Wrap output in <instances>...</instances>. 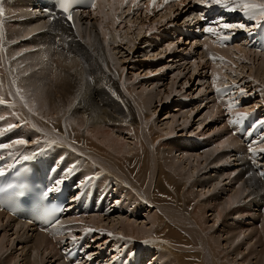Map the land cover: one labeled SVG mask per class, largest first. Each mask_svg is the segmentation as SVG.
<instances>
[{"label":"bare ground","instance_id":"6f19581e","mask_svg":"<svg viewBox=\"0 0 264 264\" xmlns=\"http://www.w3.org/2000/svg\"><path fill=\"white\" fill-rule=\"evenodd\" d=\"M12 1L14 2L13 5L11 7L7 6V8L11 10V18H18L20 22L14 23L15 20L13 21L11 19L8 24L6 23L7 28L6 30H4L2 38L3 50L0 51V85H2V87H0V95H3L4 99L8 101V104L10 106L15 103L14 101L17 102L18 107L22 105V109L26 111V114H28L29 116V121H31V123H33L39 133L43 135V140L38 137H34L32 133H29L32 130L31 126L27 125V123H25L17 116L20 122L25 123L26 128L22 131L20 129L14 130L21 131L22 133L26 131V133L32 134V140L29 141H34L35 145L33 144L34 146H32V148H24L28 143H26L24 147L23 145H13L11 149H6L7 155L11 153V155L9 156L12 159L16 158L18 161L24 160L23 157L25 155H27L28 157L37 156L41 158L43 163H48L45 158L46 156L42 154L41 149L49 147L50 144H57L56 142H53L56 139L61 145H64L70 150L78 152L79 155L85 156L89 159L91 165L88 164L90 168L87 171L91 173H94L98 170L106 172L108 176H113L114 179L126 184L130 191H134L137 195H140L143 201L137 206L136 211H133L134 214L143 209V207L145 209H150L152 204H156L158 206L156 207L158 210L156 213L158 215V220L161 223L164 220L165 216L171 219L178 226L177 231H179L180 235L181 229H183V231L188 230L191 235H196V238L199 239V242L197 241V239L196 241H193L194 239H191L190 237H184L186 238L185 245H192L190 249L191 252H188L187 254L185 253V257L188 258L189 264H251L253 258H256V262L254 261L255 264H264V238L261 237L264 236V233L263 235H260V238L256 231L258 227L257 224L259 223L257 220L264 218V209L262 210L264 206V184L255 176V174L249 175L250 170L248 169L246 161H244L242 158L235 157L233 150L236 149V146H238L237 141L230 138H224L227 135L224 126H221L218 131L216 128L217 132L214 131V135L217 143H213L216 148L212 149V151H215L216 155L215 157H211V154H191L193 149L190 150L189 146H181V141L179 138L171 137L173 140L170 141L171 139L169 135L171 133H167L168 137H165L162 134L156 136L153 133L152 128L148 127V115L153 116L155 113L154 111L157 109V106L152 109L153 101L152 99H150V96L147 94L145 95L144 93H140L137 94L138 103L133 102L135 106L134 109L132 106L133 104H131L130 101L127 100L128 98L126 95V97H124V94L122 93L119 86L120 81L123 80L126 82L125 78L116 69L107 64V49L109 47L116 48L119 43V40L114 37L112 31L117 28H120V30L124 28V24L127 21L126 19H128L129 21L133 19L134 21H137V29L140 30L137 35L139 37V40L141 39V35H145V39L150 42L154 40V38L158 39L160 37V35H156L155 32H158L162 29V27H165L167 24L166 22H170L169 25L173 26L175 30L177 26L181 25L179 18L177 20H174L175 15L177 14L176 12H181L177 11V9L179 8L167 9L165 14L159 16L160 18L149 19L148 16L139 15V9H134L130 3L126 4L125 0H101L96 4V8L94 11L92 10L91 12L76 14L74 17L75 29H72L69 25L65 24L62 19L57 18L55 21L50 22L47 18H44L41 15L38 16V14L34 12L26 11L29 7L30 0ZM233 7H235V11H233L234 16L236 18L241 17V20L243 22L242 24L245 26L247 24L254 25L257 23V21L259 22L264 18L257 17V19L253 20L245 14L242 17L241 14L244 12L239 7H236V5ZM4 9L6 10V7H4ZM90 18L92 19V21L95 20V23L93 22V24H90V21H87ZM187 21L188 20L186 19L183 22L188 23ZM122 22L124 23L121 24ZM21 25L24 27H22ZM35 25L41 27L37 29L35 28L34 30H41L43 28V30L36 32V34L46 33L47 30H49L51 32V36L52 34L54 36L60 34L63 37H74L75 39L77 38L76 41L79 44V40L84 39L83 37H86L90 42L89 45L87 41L86 43H84L82 42V40H80L83 45H87V47H90L89 50L84 49L85 47H81L80 49L83 56L89 55L91 57L89 60V69L84 65V73L82 70V73L80 74L83 75H81L80 77L78 76V78L76 76L77 70H75V68H77L79 64L78 62H73L72 64L71 62H69V64L65 62H57L56 68L58 70L56 71V73L54 72L56 74L54 81L49 83L50 81L47 82L46 80L45 82L49 86V92L47 94H43L42 90H39V86L37 84V82L39 81L36 78V73L29 72V66L21 69L18 68L17 75L13 76L10 70L12 65L8 62L7 55H5L6 52L4 51L6 41L9 42L12 39L18 40L19 38L17 37V35H19L18 33L21 29L26 30L29 27H35ZM135 26L136 25L134 22L133 24H129V26L127 27L129 30H134ZM252 29L254 28L252 27ZM24 37L25 36H23L22 38ZM30 38L31 37L25 39L24 41H29ZM19 42H23V40H20ZM129 44L134 47L136 41H131ZM156 45H160V41L157 42ZM167 46H171V44H168ZM73 51L74 49L72 50V52ZM219 53L220 57L215 61H207L205 60L204 56H201V59L204 58V61H202L206 63L204 69L202 70L203 73L205 72L203 82L205 83L204 85L206 86L207 91H209V95L207 96H209V102L211 104L214 102V100L210 97L211 91L209 89V86L211 81L217 75L220 76V78H222L223 76L226 77L222 80H228L227 84L233 82L241 83L243 87L251 88L252 82L249 81L250 75H248L249 78L247 77L249 79L247 80V83L238 82L236 79H232L228 76L230 73L237 71L240 75L244 74V68L246 66V68H248L249 66L251 78L254 80V84L260 83L264 88V57L261 56V54L250 50L244 43V40L234 43L229 47V49L219 51ZM18 55V51L14 50L8 56L10 62L12 63L14 61L11 60V57H15V62L19 59H23V56L17 57ZM42 60L45 62L46 58L43 57ZM229 64L231 65V69L229 68ZM199 65L200 64H198L197 62H194V64L192 65V69L197 70L195 72L196 77L201 76V65L200 67ZM65 68H67L68 71H66ZM25 72H27V75H25ZM20 74H22L24 79L23 84ZM194 77L195 74L193 73L191 75V80H193ZM209 77H212V80H210ZM44 79L42 77L40 80ZM61 79H63L64 81H68V91L71 92L74 89V92L82 97V99H77V102L79 103L77 106H72V104L70 103L71 98L66 93H56V91H58L59 89H63L66 86L65 84H61ZM148 82L154 83L155 81L149 80ZM8 85L10 87H13V90L11 89L13 91V94L17 91L15 87L22 90L21 94L10 96L9 93L12 92L7 90ZM32 85L35 87V90L29 91L33 88ZM253 88H255L256 90L260 89V87L258 86H254ZM123 90H125V94L133 95V93L131 94V92H134L135 88L133 86L130 88L124 87ZM23 93L29 95V97L22 96ZM159 94L160 93L156 94V96H159ZM141 96H143L145 100L141 99ZM21 97L27 99L26 101L28 103L25 101L27 103L26 107H24V105H26L25 102H23L24 105L22 104ZM96 99H99L100 102H97ZM29 102H32L33 105L35 103L36 108L39 109L38 111H40L39 115H41V117H51L55 121L66 120L67 122H71L73 124H66L65 127L61 131H59L52 129L51 127H49V125H44V123H42V121L38 119L40 123H42L41 125L37 120L33 119L35 118L34 115L33 117H31L30 112H32L33 109L29 112L28 107L31 106ZM252 105L254 104L252 103ZM106 106H109L110 110L111 108H113V112H107V109H105ZM197 107L200 108V105H197ZM12 108L13 110L16 109L15 107ZM31 108H34V106ZM211 108L212 113L216 114V116L222 114L219 109L215 108L214 103L212 104ZM20 109L18 111V115H20V112L22 111H20ZM201 109L202 108H200V110ZM8 112L10 115L11 109ZM33 113H36V111H34ZM193 114L195 115V113ZM21 115L22 118L25 116V114L23 115L22 112ZM108 115H113L115 116V118H107ZM208 115L210 116V114ZM206 118L208 119V116ZM2 119L3 118L0 116V123ZM216 120L215 122L217 123L218 121ZM201 121H203V119ZM48 123H50V121H48ZM116 126H120V129H117L115 131ZM173 129L174 128H169V130L172 131ZM120 131L124 133L127 132V134H129L128 139L133 140V143H127L119 137L117 138L116 135ZM29 134L18 135L17 133H15L12 134L14 136V139L11 138V136H6L2 141L5 143H10L11 141L19 138H23L28 141L27 135ZM48 140H51V142H49ZM46 141L48 142L45 143ZM40 144H42V146H40ZM132 149H135V152H132ZM173 150H177V152H180L184 156H179V161L181 159L182 162H188V165H192V163L195 164V166L193 167L196 168L197 172L195 180H185V177L181 175L182 173L178 169H175V165L179 162L175 164L172 162L169 163L168 154ZM104 152L110 154V157L111 155L113 156L115 164L106 163L103 161L105 157L102 158V154ZM33 153H35V155H33ZM230 157L234 158L233 162H235V164L233 167H231L232 164L229 163ZM136 158H138L139 161L133 166V169L130 170L129 166ZM144 159L145 162L142 163ZM162 159L164 161L166 160V162L161 163L160 160ZM225 159L229 160V166L227 165V163H224V161H227ZM221 169L225 170L229 174L219 175ZM231 170H233V173H231ZM209 171L215 172V174L209 175ZM246 175L248 176L247 178ZM52 178H54V175L52 176ZM162 182L165 183L164 185L166 194L169 197L172 196L169 199L174 201H168L165 197L163 198L161 196H158L157 191L159 193L163 192ZM199 182H204L202 184L209 187V190L203 195H196L195 191L192 195H188L187 199L192 202L188 211L185 210V208H175L171 206L172 204L178 202L179 197H183V195L185 194V189L192 190ZM54 183V180L50 179V184L52 187H54ZM116 185L120 188L121 191H123V184L117 183ZM70 191L73 194V191ZM125 194L127 193L125 192ZM222 195H225L226 197L222 198ZM135 198H137L136 195ZM125 199L129 201L130 197L128 199V194L125 195ZM75 205L81 207L78 199L76 200V203H72L70 205L68 210L73 208ZM245 208L247 209L245 213L248 215L245 218L251 219L253 220V223H256L255 228L253 227V230H255L257 234L253 231L249 232V230H246L248 232L247 235L245 233L246 231H242V233L240 234L235 229H231V225H228L229 219H231V217L235 213L243 211ZM253 209H258L257 212L260 213L257 216L254 215L255 212ZM207 210L208 212L214 213L215 217H217V219L215 218L216 220H213L214 224L215 222H217V224L210 227L207 226V224L201 219H199V215H203L207 212ZM150 212L151 211H149V213ZM73 215H75V219L72 218ZM80 215V212L75 211L72 215L63 220L61 226L59 225V227L57 228L56 234H61L63 235V238H68L71 241L73 240L74 236L76 237V240H81L84 247L82 255L77 261L79 262V264H82V261L85 259L86 264H91L93 263L92 261L94 256H101L103 255V253L100 251L101 249L99 248V246L96 247L95 251L90 249L91 244L93 245L92 241H88V238L91 237V233H87L86 227H84V225L79 221L90 219V222L87 223V225L91 224V226H98V230L102 231L104 229L103 223L105 220H103V218L100 216L79 219L78 217ZM237 215L241 216V214ZM206 222L208 223L209 221ZM242 223L243 222H240V224ZM114 224L115 227L112 229V231L125 232L126 234L123 233L125 237L127 235H130V239H138L137 241L141 242L152 238L157 240H165V236L168 233V229L164 224H161L160 227L155 229L145 226L146 224L135 225L133 223L126 222V220H117ZM9 233H11V235H9ZM79 233L80 238L77 237ZM85 235L87 236L84 237ZM11 237L12 240H10ZM94 238L97 239L98 235ZM119 239L121 240V238ZM191 241L193 242V244H191ZM244 245L246 246V249L243 252L241 250V247ZM18 246H21L20 250H18L17 252V254L19 253V255H14L13 257L8 255L9 257L5 258L9 250L11 251V249L13 250ZM189 248L185 246L184 251L185 249L188 250ZM198 250L199 253L196 254V251ZM66 251H69V247L66 248ZM86 254H91L92 259L88 260ZM143 256L146 255L143 254ZM17 258H20V261L19 259L17 261ZM143 261L144 260H142L140 264H157L158 259H155L154 261H151L150 259L149 261L145 260V263H143ZM0 264L65 263L62 261L60 252L55 249L53 244L49 242V240L44 235L34 233L33 229H31L29 226L17 223L12 220V218L0 214Z\"/></svg>","mask_w":264,"mask_h":264},{"label":"rangeland","instance_id":"374dc122","mask_svg":"<svg viewBox=\"0 0 264 264\" xmlns=\"http://www.w3.org/2000/svg\"><path fill=\"white\" fill-rule=\"evenodd\" d=\"M91 18L89 20H87V21L88 22L90 21V24H93V22L95 23V20L92 21ZM117 18H119V17H117ZM12 20L13 21L15 20L14 23L20 22L18 18H12ZM126 20H125L126 22L124 21L125 22V24H124L125 27L124 28H122L121 30H120V28H117V29L112 31V33L114 34V37H116L119 40L118 46L116 48L115 47H109L107 49V51H106L107 64L110 65L112 68L116 69L119 73H121L123 75V77L125 78V80H126V82L122 80L119 83L120 89H121L122 93L124 94V97L127 96L128 99L127 98L126 99L129 100L131 104H133V102L138 103L137 94L144 93L145 95L146 94L149 95L150 99H152V101H153L152 102L153 106L151 105L152 109L154 107H156V106H157V109L154 111L155 113H154L153 116H149L148 115V117H149L148 127L152 128L153 133L156 136L162 134L165 137H168L167 133H171L169 135L170 139H171L170 141L173 140L171 137L179 138L180 141H181V146L185 145V146H189V147L194 145V143H192L191 141H193V140H201V138H203L205 142L204 141L201 142V146L199 147L200 149H195L194 148L191 154H193V153L197 154V155H199V154H206V155L211 154V157H215L216 153H215V151H212V149L216 148L213 143L214 142L217 143V140H216L215 135H214L215 134L214 131H216V128H217V131H218L220 129V127L222 126V124L219 121L221 119L220 115L216 116V114L212 113V108H211L212 104L209 102V96H207V95H209L208 94L209 91H207L206 86L204 85L205 83L203 82V78L205 76V72L203 73L202 70L204 69L206 63L203 62L204 61L203 59H201V61L203 60L202 61L203 68H200L201 69V71H200V75L201 76L196 77V73L195 72L197 70L192 69V65H193L192 62L190 63L188 61H183V60H189L190 59L189 55H190L191 52L187 53V50H186V48H187L186 45L187 44H182L181 45V51L179 50V52L177 54H175L173 57L168 56L167 58H161V57L155 58V57H157V55L161 56L164 53L165 54H170V53L173 52V51H168L170 49L166 50L167 49L166 47H168L167 46L168 44L179 45L178 42L167 41V39H164V38H167L165 35H167V29L170 27V25H169L170 22H166L167 24H166L165 27H162L161 30H159L158 32H155L156 35H160V37L158 39L154 38V40L149 42V41H147L145 39V35L144 36L141 35V37H140L141 39L139 40V37L137 35L140 32V30L137 29L138 28V22L137 21H134V19L130 20V21L128 19H126ZM124 22H122L121 24H123ZM134 22H135V25H136L134 27V30H129L127 26H129V24H133ZM36 24H38V23H36ZM178 25H179V23H178ZM22 27H24V26H22ZM39 27H41V26L35 25V27H29L26 30H22L21 29L20 32L18 33L19 35H17V37L19 38L18 40L12 39L9 42L6 41V45L4 46V51L6 52L5 55H7L8 62L12 65L11 69H10L12 75L13 76L17 75L18 68L21 69V68L29 66V68L31 69V71L29 69V72L36 73L35 74L36 78L39 81V82H37V84L39 86V90H42L43 94H47L49 92L48 91L49 90V86L45 82H46V80H47V82L50 81L49 83L54 81V79L56 77L55 73L58 70L56 68L57 62L58 63L59 62H65L67 64H69V62H71V64L73 62H78L79 64H78L77 68H75V70H77L76 71L77 73L75 72L77 77L78 76L80 77L81 75H83V74H80V73H82V70H83V73H84L85 66H86V68L89 69L88 66H89V63H90L89 60H90L91 57L89 55L83 56L81 51H80V49H81V47L82 48L85 47L84 49L89 50L90 47H87V45H83V43H81L80 40H82V42H84V43H86V41H87L89 45H90V42H89V40L86 37H83L84 39H80L79 40L80 44H79L76 41L77 38L75 39L74 37H72V38L69 37L70 39H64L65 37L61 36L60 34H58L56 36H54L52 34V36H51V32L49 30H47L46 33L36 34V32L43 30V28L41 30H34L35 28L37 29ZM171 27L175 30V28L173 26H171ZM135 28H136V30H135ZM23 36H25V37L22 38ZM58 36H60V38H61V43L59 45H56L55 48H53L55 46V44H56ZM29 37H31L29 41H24L25 39H27ZM20 40H23V42H19ZM131 41H136V44L134 46L135 48L132 47L129 44ZM145 41H147V42H145ZM159 41H160V45L157 46L156 44ZM66 43L69 45V47H67V48L65 47L64 48V44H66ZM33 44H35V45H33ZM39 46H43L44 49L37 50V48ZM73 49H74V51L72 52ZM14 50H17L18 54L21 53L22 51H29V53L24 52L22 54H19L17 57L23 56V59H21V60L19 59L16 62H15L16 59H13L11 57V60H14L12 62L13 63L12 64L10 62V59H9L8 56ZM160 52L163 53V54H160ZM43 57L46 58L45 62L42 60ZM200 65H199V67H200ZM241 66H243V65H241ZM244 67H245V65H244ZM246 67L244 68L245 69L244 74L240 75L238 73V71H237V72L230 73L228 76L230 78H232V79H236L239 82L247 83V80H249L248 79L249 78L248 75H250V80L249 81L252 82L251 88L254 87V86L260 87V89H258L256 91L259 92V98L261 100H264V88L261 86L260 83L254 84V80L251 78V72L249 70V66H248V68H246ZM229 68L231 69V65L230 64H229ZM65 70L68 71L67 68H65ZM79 71H81V72H79ZM162 71H163L162 74L157 75V73H160ZM41 72H42V74H41ZM193 73L195 74V77H194L193 80H191V75ZM41 76L43 77V79L44 78L45 79L44 80H40L42 78ZM20 77L22 78V84H23L24 83V79H23L22 74H20ZM149 80L150 81L153 80L155 82L154 83H150V82H148ZM61 84H65L66 85L65 88L59 89L58 91H56V93H58V92L66 93L71 98V102L70 103L72 104V106L73 105L77 106L79 104L77 102V99H82V97H80V95L76 94L74 92V89L71 92L67 90V88L69 87V83H68L67 80L64 81L63 79H61ZM132 86L135 88V91L131 92V94L133 93V95L125 94V92H124L125 90H123L124 87L130 88ZM204 86H205V88H204ZM15 88L18 89L17 87H15ZM168 88H170V89H168ZM11 89L13 90V87H10L8 85L7 86V90L13 93V91ZM34 90H35V87L33 86V88L31 90H29V91H34ZM156 91L158 93H160L159 96L157 95L158 97L156 96V94H158ZM202 92H203V94H202ZM148 93H150V94H148ZM167 94H169V95H167ZM203 95H204V97H203ZM22 96H28L29 97V95L24 94V93L22 94ZM34 98H37V97H34ZM141 99L145 100L143 98V96H141ZM153 99H156L157 102H156V100H153ZM26 100L27 99L23 98L22 99V104ZM30 101H33V100H30ZM96 101L100 102L99 99H96ZM154 101H155V103H154ZM14 102L13 103L16 106L14 104H12L14 106H10L8 103H6L8 105V108L6 107V104H4L2 107L0 106V108H1L0 109V116L3 118L1 123H0V130H3L4 128H7L10 125V124H8L5 121L6 119L13 118L12 116H16L17 115V114L14 115L12 113V111H13L12 107H15L16 110L18 109L17 111H19V109L21 108L20 111L22 110L21 112H22L23 115L25 114L24 117H26V118H24V117L22 118L21 117L22 115H18V117L21 120H23L25 123H27L28 125L31 126L32 130L29 133H32L34 137H38V138L43 140V135L41 133H39V131L33 125V123H31V121H29L30 120L29 116H28V114H26V111H24L22 109L23 108V107H21L22 105H20V107H18L17 102L16 101H14ZM26 102H25L26 105L23 104L24 107L27 106L28 102L27 103ZM258 102H260L259 99L255 100L253 102V104L257 105ZM29 103L31 105L30 107H28L29 108L28 109L29 112H30V109H31V111L33 109V111L30 112V115H31V117H33V115H34L35 118H33V119L37 120L39 123H40V121H42V123H44V125H49V127H51L52 129L59 130V131H61L65 127L66 124H73L71 122H67L66 120H56V121H58V122H56L51 117L50 118L44 117V116L41 117V115H39L40 111H38L39 109L36 108L35 103H34V105H33L32 102H29ZM197 105H200V108H202V109L200 110V108H198ZM33 106H34L35 109L31 108ZM132 106L135 109L134 104ZM108 107L109 106H106L105 109H107V112L110 111L112 113L113 112V108H111V110H110V107H109V110H108ZM10 109H11L10 115L12 114L11 116L9 115V112H8ZM16 110H14V112H16ZM34 111H36V113H33ZM191 111H192V113H191ZM193 113H195V115ZM208 114H210V116ZM207 116H208V119L206 118ZM18 117L16 116L15 117L16 119H13V122H14V120H16V122H20ZM107 118L114 119L115 116L108 115ZM173 118H175V119H173ZM202 119H203V121H201ZM216 119H218V120H216ZM215 120L218 121V122L216 123ZM48 121H50V123H48ZM200 121L202 122V124H201ZM13 122H12V124H13ZM25 123L20 122V124H23L24 126H25ZM42 123H40V124L42 125ZM16 125H17V123H16ZM169 128H174V129L172 131V130H169ZM14 129L15 128H13V130ZM117 129H120V126H116L115 127V131ZM29 133H24V134H29ZM172 133H174V134H172ZM32 134L27 135L28 141L32 140V137H31ZM116 137L117 138L119 137L120 139L124 140L127 143L128 142L129 143H133L132 142L133 140L128 139L129 138V134H127V132L124 133V132L120 131V132H118ZM31 142L32 141H29V143L27 144V146L30 144L31 147H29L30 145L28 147L27 146L24 147L25 145H23V147L24 148H32V146H34L35 144H34V141L32 143ZM196 145H197V143H196ZM206 145H208V146H206ZM131 146H133V145H131ZM206 147H208V148H206ZM45 148H47V147H45ZM44 149H41V152H42L43 155L46 156L45 158L48 159L49 155L51 154V151L47 150V151L44 152ZM201 150H204V151H201ZM132 152H135V149H132ZM167 154H166V156H167ZM104 155H106V156H104ZM102 156H103L102 158L105 157L103 159L104 162L115 164V160H114L112 155L110 157V154L104 152L102 154ZM179 156L184 157L180 152H177V150H173V151L169 152V154H168L169 163L172 162V163L175 164V163L179 162L178 164L175 165V169L176 170L178 169L182 173L181 175H183L185 177L184 178L185 180H188V181L195 180L196 179V173H197L196 172V168H193L195 166V164L192 163V165L191 164L188 165L187 164L188 162H184V161L182 162L181 159L179 161V158H178ZM225 160H227V161H224L225 164L227 163V165L229 166V163H231L232 164V165L230 164L231 167L234 166V164H235V162H233L234 158L230 157V162H229L228 159H225ZM133 161H132V163L130 165L131 168L135 164L138 163L139 159L136 158ZM143 162H145V159L142 161V163ZM160 162L164 163V162H166V160L164 161L162 159V160H160ZM182 164H183V166H182ZM86 165H83L84 169L86 170V174H90V172L87 171V170H89L90 166H88V164H86ZM180 166H182V167H180ZM179 167H180V169H179ZM231 173H233V170H231ZM208 174L209 175H214L215 172L209 171ZM221 174H229V173H227L225 170L221 169V171L219 172V175H221ZM225 182H224V184H225ZM202 183H204V182H199L194 187V189H192V190L185 189V194L183 195V197H179L178 198V202L172 204L171 206L175 207V208H185V210L188 211V209L191 206L192 202L187 199V196L188 195H192L194 193V191H195L196 195H203L205 192H207L209 190V187L203 185ZM164 184L165 183L162 182L163 192L159 193L158 196L162 195V193H163V194L166 195L165 198L168 201H174V200H170L169 199L172 196L169 197L166 194V190H165V185ZM121 192H122V194L124 196L123 198L125 199V195H126L125 192L124 191H121ZM132 192L133 191H131V193ZM135 195L137 196V198L140 196V195H137L136 193H135ZM129 197H130V194L128 195V199H129ZM132 197H133V195H132ZM225 197H226L225 195H222V198H225ZM130 200L131 199H129V201ZM142 201H143L142 198H140V200L138 201L137 204L139 205ZM137 206L135 207V210H136ZM156 207H158L156 204H152V206H151V208L149 210L145 209L143 207V209H141L136 214H140V212L144 211V210H145V213L141 214L137 218H134L136 220H132L130 218H126V222H130V223H133L135 225H144V224H146L145 226H148V227H151V228L155 229V228L160 227L161 224L162 225L164 224L167 227V229H168V233L165 236V240L166 241L165 240H159V239L157 240V239H155L156 240L155 244L157 245V247L162 249V252H157V253L153 252V254H151L152 252L145 253L146 256H144L145 258L143 260H146V261L148 260L149 261V259H150L151 261H154L155 259H158L157 264H165V262H166V264H168L169 262L171 264H189L188 258L185 257L188 252H185V251H190L192 245L191 246L185 245L186 238H184V237L185 236L188 237V238L190 237L191 239H194L193 241H196V239H197L196 235H191L188 230L187 231H183V229H181V235H183V236H181L179 231H177L178 226L171 219H169V218H167L165 216H164V220L161 223L158 220V215L156 213L158 210H157ZM171 209H173V208H171ZM253 210L255 212L254 215H256V216L260 213V212H257L258 209H253ZM149 211H151V212L149 213ZM245 211H247L246 208L243 211H239L238 213H235L231 217V219H229L228 225L229 226L231 225V229H235L240 234L242 233V231H246V230L247 231L249 230V232L253 231L255 233L257 231L258 236L260 237V235H263V233H264V218L263 219L261 218V219L257 220L259 222L257 224V226L260 227V228L257 227L258 230L256 229V231H255L253 229L255 228L256 223H253V220H251V219L245 218V217L248 216L245 213ZM237 214H241V216L237 215ZM215 218L217 219V217H215L214 213L208 212V210L203 215H199V219H201L203 222H205L207 224V226H209V227L212 226V225L217 224V222H215V224H214L213 220H216ZM103 220H105L104 223H103L104 230L105 231H108V230L112 231V229L115 227L114 223L118 219L115 218V219H111V220H106V219L103 218ZM122 220H124V219H122ZM84 221H87L86 223H89L90 219H86ZM206 221H209V222L207 223ZM136 222H137V224H136ZM240 222H243L244 225H243V223L240 224ZM169 225H170V227H169ZM261 226H263V227H261ZM109 228H111V229H109ZM120 229H122V228H120ZM247 231L245 232L246 235L248 234ZM99 232H100V230H99ZM112 232H114V234H118L119 233V234H121V237H125L124 234H123L125 232H121V231H112ZM234 233H236V232H234ZM234 233H232V234H234ZM9 235H11V233H9ZM108 236H110V235H108ZM127 237H131V236L127 235ZM261 237L264 238V236H261ZM119 238L120 237H117L116 240L120 241ZM10 240H12V237L10 238ZM131 240H134V239H131ZM160 241H161V243H159ZM197 241L199 242V239H197ZM191 244H193V242ZM185 246H187V248H189V247L190 248L188 250L185 249V251H184V247ZM20 247L21 246H18L17 248L15 247V249H13V250L11 249L12 252L9 250V252H8V254H6L5 258H8L9 256L13 257L14 255L15 256L19 255V253L17 254V252H18V250H20ZM245 249H246L245 245L241 247V250L243 252L245 251ZM259 250H260V247H259ZM15 252H16V254H15ZM143 252H145V251H143ZM198 253H199V250L196 251V254H198ZM167 256H170V257L173 256V261H170V258L167 257ZM18 259L20 261V258H17L16 260L18 261ZM196 259H197V256H196ZM255 260H256V258H253L252 261H251V264H255L254 263Z\"/></svg>","mask_w":264,"mask_h":264},{"label":"snow or ice","instance_id":"6c2138e0","mask_svg":"<svg viewBox=\"0 0 264 264\" xmlns=\"http://www.w3.org/2000/svg\"><path fill=\"white\" fill-rule=\"evenodd\" d=\"M177 2H179V0H177ZM194 2L198 5H201L204 8H211L214 5H218L220 7L223 8H228L229 11H235V7L230 6L229 0H194ZM233 3H235L236 7H239L245 15L249 16L251 19L255 20L257 19V17H264V0H232ZM78 3V0H58V7L60 12L63 14V21L65 24L69 25L72 29H75V23L73 20V16H72V10L73 7L76 6ZM165 3H168V0H165ZM156 4V0H150L149 3V7L152 8L154 7ZM96 8V0H92V3L90 5L91 10H95ZM4 7H3V0H0V51L3 50L2 48V38H3V34H4ZM51 20L56 19V15L55 14H51L50 16ZM201 20H205V16L203 15V13H201ZM216 25H218L219 28H222L224 30H226L225 35L222 36V41H227L229 39V36L227 35V30L236 28V29H245L247 30V26L243 25V24H229V23H222L221 21H215L213 22ZM202 31L206 34H211L213 36H220L221 33L217 30V27H213L212 23L208 24V26H205ZM64 39H70L69 37H65ZM61 43V38L60 36H58V39L56 41V44L53 48L56 47V45H59ZM64 47H69V45L66 43L64 44ZM13 59H15V57H13ZM214 59V58H213ZM25 75H27V72H25ZM0 87H2V85H0ZM235 87V86H233ZM21 89H17L16 93H9V95H20L21 94ZM217 93L221 92V89L217 88L216 89ZM225 94L226 95H231L230 92H228L227 90H225ZM240 94L242 96L247 95V93H245L242 89L240 90ZM23 99V97H21ZM8 103V101H6L3 97V95H0V105H4ZM238 103L237 101H230L229 102V111L232 110V107L234 106V104ZM14 106V105H12ZM31 110V109H30ZM249 114L246 112H241L238 113L237 117L235 119L229 120L228 122L230 124L233 125H238L241 124L242 122H244L245 120L248 119ZM258 126L260 127H264V119L260 120L258 122ZM16 125L15 124H10L7 128L0 130V135H3L4 132L10 131L11 129L15 128ZM235 134V133H233ZM55 142V141H53ZM26 143H29V141H26L23 138H19V139H15L13 141H11L10 143H3L0 144V151L2 150H6V149H11L13 145H25ZM248 151L249 153L252 154L253 157V163H255V159L254 157L256 156V149L252 146V144H249L248 147ZM260 153H264V148H260ZM9 155H11V153H9ZM33 155H35V153H33ZM4 157L0 156V160H3ZM24 160H28L29 157L27 155H25L23 157ZM11 165H5L3 167H0V177H3L5 175V169L6 168H10ZM72 171L71 168H69L68 170H66V175L70 174ZM261 176H264V172L260 173ZM88 179H91V177H89ZM63 181L62 180H57L56 184L60 185ZM0 191H2V189H0ZM54 191L53 187H51L50 189H48V192L46 193V195H50L52 192ZM2 206V205H0ZM63 209H49L47 211H45V213L42 215V217L45 220H49L50 218L54 217L57 212H62ZM58 223V221H57ZM93 229H86L87 233H91L93 232ZM110 235V234H109ZM76 241V237H73L72 242L75 243ZM86 257L88 260L92 259L91 254H86Z\"/></svg>","mask_w":264,"mask_h":264}]
</instances>
